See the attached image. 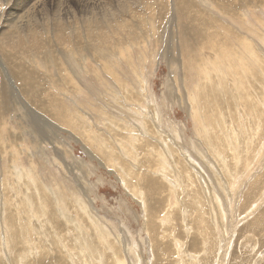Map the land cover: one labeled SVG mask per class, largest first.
<instances>
[{
    "label": "rangeland",
    "instance_id": "rangeland-1",
    "mask_svg": "<svg viewBox=\"0 0 264 264\" xmlns=\"http://www.w3.org/2000/svg\"><path fill=\"white\" fill-rule=\"evenodd\" d=\"M0 192V264H264V0H0Z\"/></svg>",
    "mask_w": 264,
    "mask_h": 264
},
{
    "label": "bare ground",
    "instance_id": "bare-ground-1",
    "mask_svg": "<svg viewBox=\"0 0 264 264\" xmlns=\"http://www.w3.org/2000/svg\"><path fill=\"white\" fill-rule=\"evenodd\" d=\"M53 1V0H52ZM58 7V6H57ZM108 55V54H107ZM100 56H102V55H100ZM104 57H106V56H104ZM9 60V59H8ZM7 61V60H6ZM16 62V61H15ZM10 63V62H9ZM17 63V62H16ZM104 63H106V62H104ZM11 65V64H10ZM27 76H25L24 78H26ZM28 81L30 80L29 78L27 79ZM31 81V80H30ZM197 90V89H196ZM186 91V90H185ZM137 96V95H136ZM29 104V103H28ZM39 114V113H38ZM195 126V125H194ZM196 131V130H195ZM20 171V170H19ZM16 174L18 175V177H20L21 176V172H16ZM1 190H4L3 188H1ZM84 192V191H83ZM1 193V192H0ZM3 193H4V191H3ZM18 207V206H17ZM9 214H11V212H9ZM13 216H14V214H11L9 217H8V221L7 222H9V223H11L12 222V218H13ZM147 218V217H146ZM7 222H5L6 224H7ZM14 235H16V234H14ZM17 236V235H16ZM12 238V237H11ZM11 253V252H10Z\"/></svg>",
    "mask_w": 264,
    "mask_h": 264
}]
</instances>
